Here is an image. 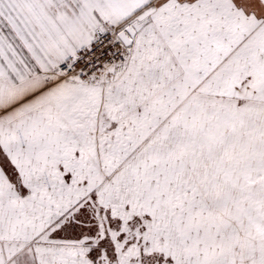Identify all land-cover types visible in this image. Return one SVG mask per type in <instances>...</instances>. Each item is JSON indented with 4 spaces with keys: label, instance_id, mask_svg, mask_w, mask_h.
<instances>
[{
    "label": "snow or ice",
    "instance_id": "1",
    "mask_svg": "<svg viewBox=\"0 0 264 264\" xmlns=\"http://www.w3.org/2000/svg\"><path fill=\"white\" fill-rule=\"evenodd\" d=\"M0 264H264V0H0Z\"/></svg>",
    "mask_w": 264,
    "mask_h": 264
}]
</instances>
